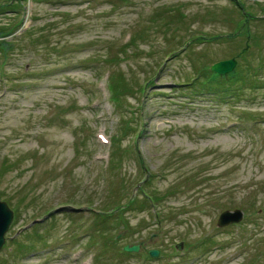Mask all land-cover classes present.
<instances>
[{
    "label": "rangeland",
    "instance_id": "rangeland-1",
    "mask_svg": "<svg viewBox=\"0 0 264 264\" xmlns=\"http://www.w3.org/2000/svg\"><path fill=\"white\" fill-rule=\"evenodd\" d=\"M236 2L0 0V264H264V0Z\"/></svg>",
    "mask_w": 264,
    "mask_h": 264
},
{
    "label": "water",
    "instance_id": "water-1",
    "mask_svg": "<svg viewBox=\"0 0 264 264\" xmlns=\"http://www.w3.org/2000/svg\"><path fill=\"white\" fill-rule=\"evenodd\" d=\"M236 61L234 59L221 61L211 66V71L217 73L220 76L227 75L235 68ZM242 213L238 210L234 212H224L220 215L217 225L219 227L237 223L241 221ZM13 220V212L9 209L5 202L0 201V250L5 242L4 235L8 231L9 226ZM177 249L182 248V244L176 246ZM138 246L124 247L125 252H138ZM150 256L156 258L158 256L157 251H150Z\"/></svg>",
    "mask_w": 264,
    "mask_h": 264
},
{
    "label": "trees",
    "instance_id": "trees-1",
    "mask_svg": "<svg viewBox=\"0 0 264 264\" xmlns=\"http://www.w3.org/2000/svg\"><path fill=\"white\" fill-rule=\"evenodd\" d=\"M6 7H8V5H6V6H4V5H1V3H0V11H3L2 13H6V11H8V9H6ZM15 6H13L12 7V9L14 8ZM241 8H242V6H241ZM12 9H9V10H12ZM243 11V10H242ZM244 12V11H243ZM2 13H0V15L2 14ZM251 19V16L249 15L248 16V19H246L245 21L246 22H248L249 20ZM245 22V23H246ZM16 28H18V25L17 24H14V26L12 27V28H10V30H6L5 28H0V31H1V35L3 34V35H6V36H9V35H11L12 33H11V31L12 30H14V29H16ZM2 44H4V45H7V44H5V43H2ZM1 44V45H2ZM4 45H2V46H4ZM1 46V47H2ZM8 50H9V46L7 47V46H4V49H3V51H2V54L4 53V55H5V57H6V54H7V52H8ZM224 77H227V76H224ZM115 143V142H114ZM133 203V202H132ZM136 204V203H135Z\"/></svg>",
    "mask_w": 264,
    "mask_h": 264
}]
</instances>
